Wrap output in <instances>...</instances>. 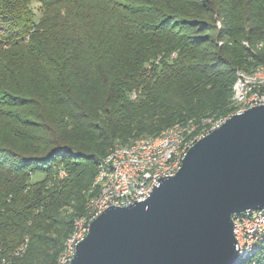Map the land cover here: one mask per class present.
<instances>
[{
    "label": "trees",
    "instance_id": "16d2710c",
    "mask_svg": "<svg viewBox=\"0 0 264 264\" xmlns=\"http://www.w3.org/2000/svg\"><path fill=\"white\" fill-rule=\"evenodd\" d=\"M263 39L264 0H0V264L56 263L115 143L233 113Z\"/></svg>",
    "mask_w": 264,
    "mask_h": 264
},
{
    "label": "water",
    "instance_id": "95a60500",
    "mask_svg": "<svg viewBox=\"0 0 264 264\" xmlns=\"http://www.w3.org/2000/svg\"><path fill=\"white\" fill-rule=\"evenodd\" d=\"M264 208V104L198 139L145 200L110 206L70 264H234L233 214Z\"/></svg>",
    "mask_w": 264,
    "mask_h": 264
},
{
    "label": "built area",
    "instance_id": "2783aa9c",
    "mask_svg": "<svg viewBox=\"0 0 264 264\" xmlns=\"http://www.w3.org/2000/svg\"><path fill=\"white\" fill-rule=\"evenodd\" d=\"M243 43L248 46L247 42ZM263 44L260 42L256 46L261 48ZM135 96L132 92V98ZM231 103L233 113L264 104V63L251 71L238 72L232 86ZM225 118H208L200 127L192 120L175 123L157 136H138L111 146L96 167L93 178L96 193L87 199L86 213L74 220L72 231L66 237L55 264H70L91 221L106 208L126 206L149 197L160 179L177 172L193 144L218 127ZM60 175H64V171H60ZM232 217L239 257L251 253L257 245L264 247V208L236 213ZM24 247L23 243L14 253H21ZM2 260L3 264H8Z\"/></svg>",
    "mask_w": 264,
    "mask_h": 264
},
{
    "label": "rangeland",
    "instance_id": "374dc122",
    "mask_svg": "<svg viewBox=\"0 0 264 264\" xmlns=\"http://www.w3.org/2000/svg\"><path fill=\"white\" fill-rule=\"evenodd\" d=\"M32 5L35 6L36 3H35V2H32ZM37 16H38V11H37ZM222 41H223V40H222ZM222 41L219 42V43H222ZM260 42H264V39H263V40H260V41H258V42H256V43H260ZM263 46H264V44H263ZM36 178H40V176H36Z\"/></svg>",
    "mask_w": 264,
    "mask_h": 264
}]
</instances>
